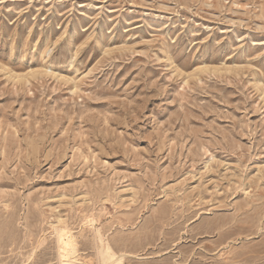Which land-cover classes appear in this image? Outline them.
Listing matches in <instances>:
<instances>
[{"label":"rangeland","instance_id":"obj_1","mask_svg":"<svg viewBox=\"0 0 264 264\" xmlns=\"http://www.w3.org/2000/svg\"><path fill=\"white\" fill-rule=\"evenodd\" d=\"M62 231L80 264H264V0H0V264Z\"/></svg>","mask_w":264,"mask_h":264},{"label":"bare ground","instance_id":"obj_2","mask_svg":"<svg viewBox=\"0 0 264 264\" xmlns=\"http://www.w3.org/2000/svg\"><path fill=\"white\" fill-rule=\"evenodd\" d=\"M103 238V237H102ZM99 242V240H98ZM104 242V241H103ZM102 243V241H101ZM100 243V249L97 251L99 264H122L121 258L114 254L108 244L104 246ZM58 261L59 264H80L78 254L74 246V239L69 232H60L57 238ZM96 257V258H98ZM57 259V258H56ZM80 261V260H79ZM81 262V261H80Z\"/></svg>","mask_w":264,"mask_h":264}]
</instances>
